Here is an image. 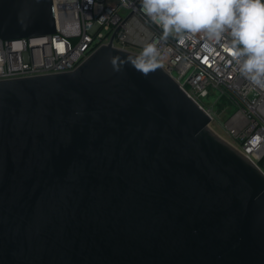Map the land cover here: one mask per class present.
<instances>
[{
    "label": "water",
    "instance_id": "95a60500",
    "mask_svg": "<svg viewBox=\"0 0 264 264\" xmlns=\"http://www.w3.org/2000/svg\"><path fill=\"white\" fill-rule=\"evenodd\" d=\"M55 33L53 0H0L1 39ZM138 57L0 81V264H264V173Z\"/></svg>",
    "mask_w": 264,
    "mask_h": 264
},
{
    "label": "built area",
    "instance_id": "2783aa9c",
    "mask_svg": "<svg viewBox=\"0 0 264 264\" xmlns=\"http://www.w3.org/2000/svg\"><path fill=\"white\" fill-rule=\"evenodd\" d=\"M53 8L57 33L0 38V81L71 73L103 46L141 56L153 45L156 63L212 123L202 99L216 96L230 110L222 122L225 141L264 173V87L242 74L225 51L227 35L215 42L196 34L180 44L174 33L164 36L142 10L141 0H53Z\"/></svg>",
    "mask_w": 264,
    "mask_h": 264
},
{
    "label": "clouds",
    "instance_id": "9594fccd",
    "mask_svg": "<svg viewBox=\"0 0 264 264\" xmlns=\"http://www.w3.org/2000/svg\"><path fill=\"white\" fill-rule=\"evenodd\" d=\"M144 13L184 44L196 34L224 46L250 81L264 87V0H141ZM195 42V41H193ZM157 50L145 47L134 67L148 74L156 65Z\"/></svg>",
    "mask_w": 264,
    "mask_h": 264
},
{
    "label": "rangeland",
    "instance_id": "374dc122",
    "mask_svg": "<svg viewBox=\"0 0 264 264\" xmlns=\"http://www.w3.org/2000/svg\"><path fill=\"white\" fill-rule=\"evenodd\" d=\"M202 103L204 104V108L210 112L213 117V123L211 124V128L216 132L222 139L227 140V135L224 132L222 127V122L227 120V116L229 115L230 110H226L221 107V104L216 102V96H210L208 98L202 99ZM231 110H233L230 107Z\"/></svg>",
    "mask_w": 264,
    "mask_h": 264
},
{
    "label": "trees",
    "instance_id": "16d2710c",
    "mask_svg": "<svg viewBox=\"0 0 264 264\" xmlns=\"http://www.w3.org/2000/svg\"><path fill=\"white\" fill-rule=\"evenodd\" d=\"M219 105H220V103H219ZM221 107H223V108H224V104H221Z\"/></svg>",
    "mask_w": 264,
    "mask_h": 264
}]
</instances>
